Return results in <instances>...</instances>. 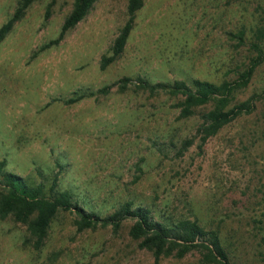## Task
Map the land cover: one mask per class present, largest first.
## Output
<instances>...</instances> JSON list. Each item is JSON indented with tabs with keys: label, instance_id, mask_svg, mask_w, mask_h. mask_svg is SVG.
<instances>
[{
	"label": "rangeland",
	"instance_id": "374dc122",
	"mask_svg": "<svg viewBox=\"0 0 264 264\" xmlns=\"http://www.w3.org/2000/svg\"><path fill=\"white\" fill-rule=\"evenodd\" d=\"M19 1L0 0V26ZM71 4L34 0L0 42L4 170L47 197L68 191L100 216L130 202L157 221H194L216 233L228 264H264V98L204 143L194 138L181 156L180 143L193 138L212 103L180 118V97L130 84L63 104L124 77L234 80L254 55L255 33L264 36V0H141L121 54L103 70L126 0H95L56 46L39 50L57 37ZM239 32L241 45L228 37ZM251 95L264 96V63L230 105ZM74 220L58 212L37 249L24 226L0 220V264H212L205 251L154 263L128 236L129 220L116 234L99 226L76 232Z\"/></svg>",
	"mask_w": 264,
	"mask_h": 264
},
{
	"label": "trees",
	"instance_id": "16d2710c",
	"mask_svg": "<svg viewBox=\"0 0 264 264\" xmlns=\"http://www.w3.org/2000/svg\"><path fill=\"white\" fill-rule=\"evenodd\" d=\"M34 0H20L13 13L5 23L0 26V42L10 32L12 26L23 15L26 8ZM95 0H72L71 8L63 19L58 35L55 39L43 45L39 50L56 46L65 32L77 25L88 13ZM141 7V0H126V20L118 30L109 49L110 55L102 56L98 68L103 70L116 57H118L126 43L131 31L135 12ZM264 12V10H263ZM48 10L45 11V18ZM238 45L242 44V34H228ZM255 43L250 44L254 55L244 69L231 81H221L213 84L207 81L190 80L173 81L171 83L151 84L141 78H122L112 84L103 86L94 92L77 95L63 101L70 105L79 100L93 95L105 94L112 87L123 90L133 84L137 89L148 93L166 92L173 97H180L176 104L180 118H188L194 114V109L212 103L213 107L208 112L200 115V123L195 129L191 139L180 143L177 155L181 156L198 138L202 144L214 136L218 130L237 119L239 116L250 114L255 103L264 96L251 95L242 102L232 104L233 94L244 89L249 83L255 69L264 63V36L260 31L255 33ZM60 166H58V169ZM135 177L134 179H136ZM56 185V174L52 177L49 191ZM58 212L73 214L76 232L93 229L96 226L108 227L112 234H116L124 221H132L128 230L131 240L137 241L138 248L152 254L154 263L164 257L182 258L191 251H205V261L212 264H228L226 255L220 246L218 237L213 231H205L196 222L189 220L157 221L150 211L144 207H132L130 202H125L114 212L100 216L94 212L86 211L77 201L72 199L68 191H56L53 195L45 196L41 185L29 186L24 179L4 170V162L0 161V220L12 218L15 223L25 227L32 237V245L39 248L46 235L50 221ZM264 224V213L262 214ZM264 226V225H263Z\"/></svg>",
	"mask_w": 264,
	"mask_h": 264
}]
</instances>
